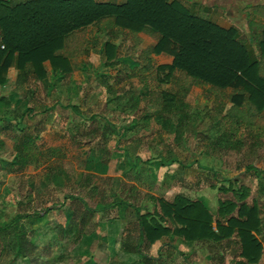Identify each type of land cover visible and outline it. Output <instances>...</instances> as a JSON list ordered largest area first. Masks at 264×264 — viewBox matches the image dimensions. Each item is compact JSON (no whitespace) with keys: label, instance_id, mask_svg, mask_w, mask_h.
<instances>
[{"label":"rangeland","instance_id":"374dc122","mask_svg":"<svg viewBox=\"0 0 264 264\" xmlns=\"http://www.w3.org/2000/svg\"><path fill=\"white\" fill-rule=\"evenodd\" d=\"M195 3L208 7L215 23L247 32L249 15L245 16L243 10L255 3L264 4V0H193L187 5ZM260 7L264 5L253 8ZM251 11L247 9L248 14ZM96 31L91 27L82 36L92 42L89 48H95L97 55L102 53L103 63L104 46L112 42L118 47L121 57L115 67L100 64L92 55L91 60L90 56L74 59V72L54 86L52 81L33 80L27 86L28 91L19 93L16 82L8 74L9 83L0 90V227L19 215L42 216L25 218L20 225L25 234L41 232L35 258L32 261L18 258L12 246L6 250L0 246V264H115L108 257L109 240L118 233L121 235L122 228L127 229L137 220L133 208L113 207L126 200L143 208L145 215H154L158 200L173 202L176 197L184 196L202 203L217 221H224L225 216L220 215V203L242 205L236 197L237 191L248 192L250 206L264 203V139L259 152L252 153L247 147L239 154H214L209 148L213 144L210 138L218 136L216 127L220 117L214 114L213 103L207 100L205 88L201 87L194 88L186 101L192 113L186 128H181L175 118L157 119L160 111L146 104L136 114L124 111L129 109L124 108L129 99L146 91L145 83L133 77L134 72L142 75L135 69L143 68L140 53L134 51L132 39L125 34L111 40L107 35L95 36ZM95 41L97 45L93 44ZM168 60L167 56L152 57V65L157 69ZM165 75L162 73L160 80ZM159 84H163L164 91L171 88L164 81ZM71 106L77 111L70 109ZM31 109L49 111L19 119L15 114ZM93 115L98 116L103 134L96 140L87 134L93 129L90 124ZM135 116L139 128L123 134ZM145 117L149 118L148 124L143 121ZM4 119L11 121L10 129ZM40 124L44 130L36 144L34 163L19 172L12 164L17 137L27 129L34 132ZM104 128L109 130L105 133ZM246 138L248 135L244 134L242 139ZM59 163L63 165L62 171L55 173ZM250 165L261 171L248 172ZM131 190L137 191L136 198L131 197ZM91 191L93 198L89 196ZM72 195H79L100 211L79 241L75 236L78 228L70 223L71 205L66 199ZM96 224L99 228H95ZM62 226L69 231L64 243L56 239ZM260 240L264 241V236ZM177 242L185 257L177 254L169 259L162 243L152 248L150 256L160 254L163 264L245 262L238 242L224 245ZM129 259L142 264L138 255L133 254ZM259 264H264V254Z\"/></svg>","mask_w":264,"mask_h":264},{"label":"trees","instance_id":"16d2710c","mask_svg":"<svg viewBox=\"0 0 264 264\" xmlns=\"http://www.w3.org/2000/svg\"><path fill=\"white\" fill-rule=\"evenodd\" d=\"M191 2L193 0H0V86L7 81L10 70L16 68L17 88L23 93L31 81L48 79L47 63L52 66L54 86L73 73L74 59L90 55L92 42L82 35L91 27L111 40L122 33L132 39L134 51L140 53L139 61L143 65L142 69L135 68L142 75L134 72L133 77L146 85L145 93L129 99L128 106L124 107L129 109L124 111L136 114L142 104H146L160 111L157 119L175 118L181 128H186L192 114L186 101L194 88H205L214 114L220 117L216 127L218 136H211L213 144L208 145L209 148L217 155L239 154L247 147L255 153L261 149L264 139V8H251L249 30L245 32L238 27L221 28L213 21L208 7L200 3L187 5ZM105 48L104 65L115 67L118 47L107 43ZM162 55L174 58V62L156 69L152 57ZM162 73H166L164 80H160ZM163 81L171 85L169 91H164L163 84H159ZM69 108L77 111L76 107ZM37 111H15V114L19 119ZM4 121L11 124L8 119ZM143 121L148 124L149 118ZM99 122L97 115L90 119L93 129L87 134L93 140L103 135ZM107 126L114 129L109 122ZM35 128L34 132L27 129L17 137L12 164L19 172L34 163L36 144L44 130L42 124ZM138 128L135 116L123 129V134ZM108 130L104 128L105 133ZM244 134L248 138L242 139ZM57 168L55 173H61L63 165L59 163ZM258 170L261 171L255 165L248 167V172ZM88 180L86 183L90 185ZM235 194L242 205L220 203L224 221L215 220L202 203L184 196L176 197L173 202L158 200L154 215H145L143 208L129 200L116 203L113 207L133 208L137 220L127 229H121L116 241L120 248L116 247L115 253L138 255L142 264H162L160 254L150 256L157 243L163 244L162 249L167 250L170 259L176 254L185 257L176 246L179 239L214 245L238 242L244 264H259L264 254V241L260 240L264 236V203L250 206L248 192ZM136 195L137 191L131 190V197L136 198ZM89 196L93 198L92 191ZM66 199L71 205L70 223L78 228L75 236L79 241L100 211L79 195ZM41 217L39 214L19 215L1 226L0 246L5 250L12 246L18 258L32 261L42 235L40 231L25 234L20 225L25 218ZM68 234L65 227H59L57 241L64 243Z\"/></svg>","mask_w":264,"mask_h":264},{"label":"crops","instance_id":"0c3cea01","mask_svg":"<svg viewBox=\"0 0 264 264\" xmlns=\"http://www.w3.org/2000/svg\"><path fill=\"white\" fill-rule=\"evenodd\" d=\"M258 5H264L263 3H261V4H256L255 3V5L253 4V6H250V7H245V9L243 10V12H244V15L245 16H248L249 14L247 13V9L249 8V10H251V8L252 7H254V6H258ZM218 26H220L221 28H223V29H227V30H229V29H231L232 27H229V28H227L226 27V25H224V24H222V23H216ZM94 29V28H93ZM97 35V31L95 32V36ZM112 43V42H111ZM94 45H97L98 43L95 41V43H93ZM106 46V45H105ZM105 46H104V48H105ZM94 47V46H93ZM104 50H106V48L104 49ZM89 52H90V60H91V56L93 55V57H97L98 58V60L97 61H99V63L100 64H105V62L103 63V61H102V58H103V55H102V53H100V54H98L97 55V50L95 49V48H93V49H90L89 48ZM88 56V57H89ZM162 56H166V55H162ZM162 56H153V58L154 57H162ZM120 57H121V55L119 54V58H118V60H120ZM170 60H168V62H167V64H163L162 66H171L172 64H173V62H174V58H172V57H170V56H167ZM82 58V57H81ZM72 67H73V72H74V70H75V66H73V62H72ZM46 69H47V72H48V79L46 80V81H52V78H53V70H52V66H51V64L50 63H47L46 64ZM15 77V78H14ZM9 79H11L12 81L14 80L15 82H16V87H17V69L16 68H13V69H11L10 70V72H9ZM8 83H9V80H8V78H7V81L5 82V84L3 85V86H0V90H3L7 85H8ZM75 86V85H74ZM76 87V86H75ZM76 88H78V87H76ZM17 90H18V88H17ZM26 91H28V89H26L23 93H25ZM19 92V91H18ZM20 93V92H19ZM2 100H4L3 99V97H1V101ZM38 111H39V113H43L44 111H42V110H39V109H37ZM38 111L37 112H35V113H38ZM74 111V110H73ZM47 113V112H46ZM94 116V115H93ZM5 120V119H4ZM10 121V120H9ZM5 122V121H4ZM6 123V122H5ZM10 123H11V121H10ZM7 124V123H6ZM15 125H17L16 124V122H15ZM10 126H12V124H10V125H8L7 127L10 129ZM14 127V126H13ZM29 130V129H28ZM261 170V169H260ZM115 222H118V223H120L121 224V221H115ZM96 226L99 228V225L98 224H96ZM112 228H114V226H112ZM112 236V235H111ZM117 237H119V233H118V235H117ZM117 237H115L114 239H113V236L110 238V242H109V244L107 245L108 247H110L109 248V251H108V257H110V258H112V260H114L116 263L115 264H141V262H134V261H131V259H129V256H131V255H133V254H129V253H120V254H116L115 253V250H116V247H120L119 246V244H117L116 243V241H117ZM178 241H180L182 244H186V242L184 241V240H178ZM178 243V242H177ZM187 244H189V243H187ZM113 248V249H112ZM177 255V254H176ZM175 257V256H174ZM173 257V258H174ZM170 259H172V258H170ZM162 264H163V262H162ZM166 264V263H165Z\"/></svg>","mask_w":264,"mask_h":264},{"label":"built area","instance_id":"2783aa9c","mask_svg":"<svg viewBox=\"0 0 264 264\" xmlns=\"http://www.w3.org/2000/svg\"><path fill=\"white\" fill-rule=\"evenodd\" d=\"M0 40H1V36H0ZM5 47L3 46V49H4Z\"/></svg>","mask_w":264,"mask_h":264}]
</instances>
